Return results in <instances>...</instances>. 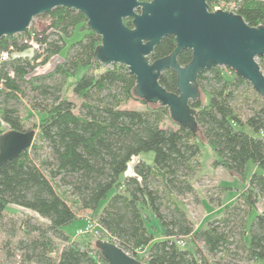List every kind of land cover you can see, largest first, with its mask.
Returning a JSON list of instances; mask_svg holds the SVG:
<instances>
[{
    "label": "trees",
    "instance_id": "trees-1",
    "mask_svg": "<svg viewBox=\"0 0 264 264\" xmlns=\"http://www.w3.org/2000/svg\"><path fill=\"white\" fill-rule=\"evenodd\" d=\"M206 2L210 9L211 0ZM235 13L251 26L264 25V0H242ZM46 14L51 17L52 33H43L46 46L42 53L32 52L33 60L42 56L44 63L67 49L63 61L48 73L33 75L36 64L18 54L28 48L22 41L25 33L0 38V49L13 46L10 60L0 63V134L9 129L26 130L17 107L9 102L25 94L23 84L30 85L41 96L34 104V109L43 113L38 136L50 153V157L41 158L38 145L32 142L17 157L0 165V221L10 205L34 211L47 221L46 226L22 221L21 228L26 233L37 232V236L21 243L26 255L21 264L108 263L97 249L96 239L77 241L72 235L78 228L65 229L77 220L84 225L85 217H78L57 192L55 179L59 186L69 189L80 208L98 212L101 230L110 242L147 264H211L218 255L230 257L237 250L246 262L264 260V211L256 210L264 199V97L231 68L205 70L197 81L206 100L191 102L197 111V131L193 132L172 121L167 107L136 97V79L126 66L104 67L93 60L100 37L86 26L80 11L55 7ZM124 22L132 26L130 18ZM76 29L83 32L82 37L67 45ZM175 46L173 35L163 37L150 60L169 55ZM191 58L190 49L177 54L181 65ZM257 61L264 72V55ZM53 76L58 80L45 81ZM75 77L72 90L81 100L82 113H75L74 103L63 95L67 80ZM159 81L168 91L177 93V76L172 69H165ZM250 95L254 106L242 119L238 103L249 106ZM132 98L149 106L144 110L121 107ZM166 119L178 126L164 128ZM198 137L205 139L219 165L244 178L247 185L235 201L224 206L221 217L195 227L183 209L166 205L164 191L154 182L160 175L167 192L177 195L191 190L185 178L193 175L198 164ZM147 151H153V163L140 159L133 174L122 181L120 175L131 158ZM248 162L260 172L247 177ZM145 208L159 220L161 239H155L149 231ZM185 238L201 241L203 247H185ZM180 239L184 245L178 243ZM55 252L57 257L53 256Z\"/></svg>",
    "mask_w": 264,
    "mask_h": 264
},
{
    "label": "water",
    "instance_id": "water-1",
    "mask_svg": "<svg viewBox=\"0 0 264 264\" xmlns=\"http://www.w3.org/2000/svg\"><path fill=\"white\" fill-rule=\"evenodd\" d=\"M55 7L84 15L86 26L100 37L95 62L104 67L126 66L136 79V97L167 107L172 121L193 132L197 131V111L191 102L202 98L197 77L205 70L231 68L264 97V72L257 61L264 55V25L251 26L235 11L209 9L206 0H0V38L27 32L35 16ZM125 18L131 19V27ZM167 35L175 38L174 50L150 60L155 46ZM182 49H190L192 55L184 65L177 61ZM167 68L176 73L177 93L159 81ZM34 134L33 129L1 133L0 165L28 149ZM95 244L107 264H147L114 242L96 239Z\"/></svg>",
    "mask_w": 264,
    "mask_h": 264
},
{
    "label": "rangeland",
    "instance_id": "rangeland-1",
    "mask_svg": "<svg viewBox=\"0 0 264 264\" xmlns=\"http://www.w3.org/2000/svg\"><path fill=\"white\" fill-rule=\"evenodd\" d=\"M31 22L33 27L37 28L47 36L52 33L50 30V15H47L46 13L37 15L32 19ZM82 35L83 32L76 29L72 38L67 40V45L71 43L72 40L82 37ZM66 50L67 49L64 48L59 54L51 56L44 63L41 61L42 56L39 57L40 59L37 58L36 60H33L31 56L33 50L31 48H26L25 50L20 51L18 54L28 57L33 63L36 64L32 72L33 75H44L51 71L58 63L63 61L66 55ZM89 71L97 72L100 71V69H91ZM81 72L82 70L76 77H78ZM76 77L69 78L67 80V83L63 89V95L74 103L73 111L75 113H82L83 108L81 106V100L74 94L72 90ZM58 78V76H53L51 78H47L45 81L51 83L58 80ZM23 89L25 94L18 97L17 100H11L9 103L17 107L19 114L23 118L24 128L26 130L33 129L35 131L32 142L38 145L37 151L41 158L50 157L49 148L38 136V122L42 118L43 113L34 109V104L39 101L41 96H39L37 91L33 90L30 85L23 84ZM106 92L107 91H103L102 94ZM248 93L251 94L250 91H248ZM201 97L202 98L200 100L204 102L206 100V95L203 92H201ZM249 97L251 98L249 106H247L244 102L238 103L242 119L246 117L247 112L249 111H247V109L251 106H254L253 95H250ZM106 99H109V97L106 96ZM148 106L149 105L147 103H144L138 98L129 99L121 104L122 108L137 110H144ZM162 126L164 128H176L178 125L166 119ZM245 129L248 128L245 127ZM198 142L200 144V153L196 157L198 164L195 163L194 165L193 175L185 178L191 187L190 191H184L182 194L177 195L167 192L164 188L163 179L160 175H157L154 182L156 187L164 191L166 205L176 206L180 209H183L195 227L197 225L204 226L206 220H212L216 217H221L224 206L235 201L241 190L247 185V181H245L244 178L237 176L234 172H230L225 167L217 163V156L211 147L206 143V141H202L200 137H198ZM153 155V151H147L133 156L128 162L127 169L120 175L121 180L123 181L124 177L133 174L134 165L140 159L149 163H153ZM253 172H260V168L255 166L252 162H248L245 169V175L249 177ZM53 184L57 189V192L71 205L78 217L98 216V212L96 214L88 209L80 208V206L75 202L74 197L70 196L69 189L67 187L59 186L56 179L53 180ZM106 200H104L103 203ZM256 210L258 212L264 211V199L260 200L256 205ZM254 212L255 211H252L250 214L249 221L254 215ZM143 213L147 218V226L149 231L153 234L155 239H161L163 237V230L159 220L155 218L146 208L143 209ZM24 220L30 221V223L33 225L42 226H46L47 222L34 211L21 209L16 205H10L5 212L3 219L0 221L1 264H21V261L25 260V250L21 248L20 245L21 243L26 244L32 238H35L37 236V232L26 233L21 228V223ZM79 224L80 222L77 220L72 224L65 226V229L70 231ZM236 236L237 234L234 235V237ZM101 237L102 235L100 237H95L92 233L81 236H77L76 233L72 235V239L77 241H93V239H99ZM185 242V247H190L192 249H194L195 245H197L199 248L203 247L201 241H190L189 239L185 238ZM59 246L62 245L59 244ZM240 253V250H237V253L230 255V257L226 255H218V257H216L214 262L212 261L211 264H264V260L257 262H246ZM57 255V252L53 254L54 257H57Z\"/></svg>",
    "mask_w": 264,
    "mask_h": 264
},
{
    "label": "built area",
    "instance_id": "built-area-1",
    "mask_svg": "<svg viewBox=\"0 0 264 264\" xmlns=\"http://www.w3.org/2000/svg\"><path fill=\"white\" fill-rule=\"evenodd\" d=\"M242 0H211V6L217 9L236 11ZM43 33L37 28L33 27L32 22L28 28V31L25 32L22 41L26 43L28 48H31L33 51L42 53L46 43L42 40ZM13 53V46H9L7 49H0V63L10 60ZM40 59V58H39ZM101 225L97 217L86 216L85 224L76 230V235H86L89 233L94 234L95 237H100L99 239H105L110 241L108 234L105 231L101 230ZM179 244L184 245V240L180 239Z\"/></svg>",
    "mask_w": 264,
    "mask_h": 264
},
{
    "label": "crops",
    "instance_id": "crops-1",
    "mask_svg": "<svg viewBox=\"0 0 264 264\" xmlns=\"http://www.w3.org/2000/svg\"><path fill=\"white\" fill-rule=\"evenodd\" d=\"M148 163H149V162H148ZM207 221H209V220H206V221H205V224H206ZM79 222H80V224H79L78 226H75L74 229H77V228L82 227V225H83V221H79ZM202 226H203V225H202ZM196 227H198V225H197Z\"/></svg>",
    "mask_w": 264,
    "mask_h": 264
}]
</instances>
